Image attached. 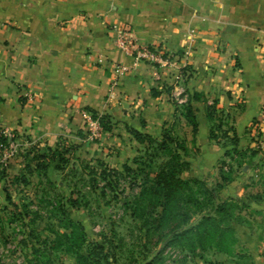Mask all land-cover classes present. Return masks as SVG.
<instances>
[{
    "label": "crops",
    "instance_id": "obj_1",
    "mask_svg": "<svg viewBox=\"0 0 264 264\" xmlns=\"http://www.w3.org/2000/svg\"><path fill=\"white\" fill-rule=\"evenodd\" d=\"M121 27L165 47L171 64L135 63L116 46ZM180 69L187 95H199L196 133L175 100ZM263 105L264 0H0V127L37 149L96 152L113 164L135 156L132 130L173 131L200 179H219L222 164L234 172L219 199L242 206L234 225L252 264H264ZM211 106L230 121L242 154L211 138ZM85 110L110 119L98 143L87 139Z\"/></svg>",
    "mask_w": 264,
    "mask_h": 264
},
{
    "label": "rangeland",
    "instance_id": "obj_2",
    "mask_svg": "<svg viewBox=\"0 0 264 264\" xmlns=\"http://www.w3.org/2000/svg\"><path fill=\"white\" fill-rule=\"evenodd\" d=\"M187 77L179 81L185 89ZM222 119V128L230 127V121L225 116ZM87 139L92 144L99 142L89 136ZM221 139L222 143L230 146L227 139ZM106 148L111 153V147L107 145ZM30 149L37 148L31 146L19 149L9 160L7 176L0 181V264H80L72 250L67 252L66 247L59 244L57 232L69 238L71 222L84 225L86 247L96 241L105 243L109 264H244L250 259L248 248L242 252L238 244L241 237L237 232L234 247L236 256L216 253L210 248L205 251L198 248L193 252L182 244L169 245L168 237L162 238L158 245H153L154 227L157 225L155 220L161 208L157 205L154 211H150L149 198L140 199L139 202L135 198L141 193L142 183L154 176L153 171L168 170L180 161L179 158L159 152L157 143L135 146L134 157H141V162H133L134 157L124 162L133 171L122 168L124 163L121 160L113 164L97 157L96 152L90 156V153L72 149L62 150L58 155L50 152L44 158L45 161L41 155H36L37 160L31 162L33 170L22 168L35 153H30ZM183 158L182 163L189 162L181 167L177 165L181 169L178 176L189 180L200 179L197 176L200 168L192 165L189 156L183 155ZM38 162L40 165L36 168ZM15 165L16 168H13ZM106 167L120 171H112L104 177L102 171ZM217 171L219 179L205 183L217 188L220 197L224 186L223 177L234 172L226 164L218 166ZM15 173L25 174L27 183L14 182ZM220 183H223L222 187H219ZM192 186V191L185 192H195L197 197L204 200L206 188L198 182ZM173 188L170 187V191ZM70 198L78 199L80 205L72 207L68 200ZM189 207L192 210L195 208L193 202H189ZM64 208L68 213L62 212ZM240 208L241 205L234 207L235 218L231 220L234 227L244 218ZM145 224L152 227L150 238L141 229Z\"/></svg>",
    "mask_w": 264,
    "mask_h": 264
},
{
    "label": "trees",
    "instance_id": "obj_3",
    "mask_svg": "<svg viewBox=\"0 0 264 264\" xmlns=\"http://www.w3.org/2000/svg\"><path fill=\"white\" fill-rule=\"evenodd\" d=\"M188 93V92H187ZM188 99L184 108V116L187 122L192 126V131L196 133L198 129L197 118L191 104L192 100L198 99L199 95L196 92H190ZM209 118L211 120L210 135L211 138L217 142H221V138L227 139V144L230 145L227 153L234 157V154H242L238 150L237 146L239 144V137L236 133L231 135L229 132L233 130L230 125L227 129H223L222 118H224L222 112H218L214 106L209 108ZM101 123L103 125L104 131L111 129L110 119L107 115H102ZM134 136L141 143H157L158 151L165 152L166 154L179 158L178 163L172 165L168 170H161L160 172L153 171L154 176L149 177L144 183H142L141 193L135 198L139 202L140 199L144 200L149 198L150 211H154L157 205L160 206L161 210L157 214V225L154 227L153 245H158L162 238H169V245L176 243L177 245L182 244L190 247L193 252H196L198 248L205 251L208 248L214 250L216 253L227 254L228 256H236V250L234 249L237 243L236 229L231 223L234 217V207L235 203L223 201L220 202L219 190L217 188L208 186L202 179H183L178 176V172L181 170L179 167L183 165H188L187 161L184 162L183 155L189 156L188 148L184 140H182L173 131L165 129L159 136H151L147 133H141L137 130H132ZM224 144V143H223ZM32 148H36L35 145ZM69 149H66L67 151ZM34 153L33 160H37V156L41 155L42 160L45 161L47 154L52 152L53 155L61 153L59 149L44 148V150L36 149L31 150L30 153ZM28 153V155H30ZM37 155V156H36ZM141 157H134L133 162H141ZM182 161V162H181ZM40 162L37 163L36 168H38ZM107 165V163H105ZM179 165V167L177 166ZM27 169L33 170L31 164H26ZM122 168L128 171H133L132 167L128 163H124ZM116 169H111L106 167L102 174L104 177L115 171ZM177 175V176H176ZM7 176L6 169L0 170V181ZM231 175H226L223 177V182L228 181ZM14 182L23 181L27 183L26 175H17L14 177ZM196 182L202 184L206 188V194L204 200L197 197L194 193H186V190H193V183ZM219 187L223 186V183L218 184ZM175 186V189L173 188ZM170 187L174 190L170 191ZM185 192V193H184ZM72 207L80 205L78 199H68ZM155 200V202H154ZM154 202V203H153ZM189 202H193L195 208L192 210L189 207ZM209 207L205 209V207ZM145 208L146 205H144ZM237 207V205H236ZM144 208V210H145ZM63 213H68L66 208H64ZM152 213V212H151ZM143 215L145 213H142ZM150 217L148 218V223H150ZM71 235L69 238L61 233L57 232L59 244L66 247V251L71 250L76 254L77 259H79L80 264H109V252L105 247V243L95 242L92 245L86 247V230L83 224L71 222ZM142 231H146L148 238L151 236L152 227L145 224L141 227ZM87 252L84 253V251ZM251 259H247V263H251ZM227 263V261H225ZM244 263V264H247Z\"/></svg>",
    "mask_w": 264,
    "mask_h": 264
},
{
    "label": "built area",
    "instance_id": "obj_4",
    "mask_svg": "<svg viewBox=\"0 0 264 264\" xmlns=\"http://www.w3.org/2000/svg\"><path fill=\"white\" fill-rule=\"evenodd\" d=\"M115 43L124 53L132 55L135 63L145 60L151 63H159L160 65H169L172 62L173 56L170 51L163 46L141 43L130 28H119ZM117 68L126 69L123 65H117ZM186 75L183 69H180L176 76L174 95L175 100L179 104L185 103L188 99L186 89L179 82ZM83 115L89 138L102 141L105 131L100 119L103 114L85 110ZM259 116V123L264 124V105L260 109ZM254 131L253 136L256 141L258 130L254 129ZM32 145L33 143H30L24 137L0 127V170L7 169L9 160L16 155L19 149L29 148Z\"/></svg>",
    "mask_w": 264,
    "mask_h": 264
}]
</instances>
